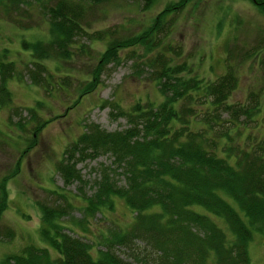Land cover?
I'll return each mask as SVG.
<instances>
[{"label": "trees", "instance_id": "16d2710c", "mask_svg": "<svg viewBox=\"0 0 264 264\" xmlns=\"http://www.w3.org/2000/svg\"><path fill=\"white\" fill-rule=\"evenodd\" d=\"M107 1L0 0V18L23 30L46 22V39H22V47L33 55L29 73L37 84L47 72L42 59H70L89 52L94 40L104 47L82 92L93 90L104 68L119 62L120 50L134 52L133 46L141 45L149 53L131 58L137 73L141 63L147 67L159 99L114 108L126 118L122 129L87 123L56 166L68 185L83 180L78 161L111 154L114 166L102 164L95 191L84 196L83 215L112 208L120 198L133 212L132 220L101 234L94 255L91 242L70 232L73 228L61 219L72 208L70 200L51 190L65 199L39 204L37 236L44 244L29 243L6 254L0 264H251L248 241L253 230L264 228V135L258 132L260 125L264 129V91L249 89L245 101L228 98L239 80L238 57L232 62L225 55L224 71L209 78L193 71L187 58L177 61L167 55L176 50L161 39L168 16L190 0H169L139 32L120 36L109 28H91V16ZM251 1L264 13V0ZM255 54L264 66V37L243 57ZM16 69L14 60L0 59V106L10 97L7 80ZM16 172L3 176L2 183ZM6 197L2 187L0 218ZM200 204L204 210L194 209ZM13 234L12 227L4 231L9 238Z\"/></svg>", "mask_w": 264, "mask_h": 264}, {"label": "rangeland", "instance_id": "374dc122", "mask_svg": "<svg viewBox=\"0 0 264 264\" xmlns=\"http://www.w3.org/2000/svg\"><path fill=\"white\" fill-rule=\"evenodd\" d=\"M144 1L110 0L99 4L91 16V28H109L118 36L139 32L169 0H152L146 7ZM168 18L171 20L165 25L167 31L161 39L169 41L176 50H169L167 55L177 61L187 58L193 71L209 78L224 71L225 55L232 62L238 57L241 59L237 69L239 80L228 98L234 102L245 101L249 89L264 91V66L256 61L258 55L243 57L247 49L264 37V13L256 3L190 0ZM46 29L44 21L40 26L23 30L0 18V59L14 60L17 68L15 75L7 80L10 97L0 106V196L2 187L7 191V206L0 218V259L21 251L29 243L44 244L37 236L39 204L65 199H59L51 190L62 192L70 200L72 208L61 219L73 228L70 232L83 234L91 242L94 255L95 249L101 246V234L110 227L131 222L133 212L120 198L115 199L112 208L83 215L84 196L95 191L102 164L114 166L111 154L100 153L78 161L76 166L83 180L68 185L56 169L57 161L87 123L96 122L107 130L122 129L127 126L126 118L116 114L114 108H130L137 101L158 100L160 96L156 82L147 76V67L141 63L140 72L135 71L131 55H149L141 45L133 46L134 52L131 48L120 50L119 62L108 64L95 88L82 92L104 47L101 40L92 41L89 52H80L67 60L45 57L41 60L47 69L43 83L33 82L29 73L33 55L22 47V39H46ZM80 41L86 42V39ZM259 127L258 132L264 135L263 127ZM14 168H17L15 175L2 183L3 176ZM193 207L204 210L201 204ZM213 217L218 223H224L221 218ZM8 227L14 229L11 238L4 235ZM253 231L247 245L249 261L264 264V228Z\"/></svg>", "mask_w": 264, "mask_h": 264}]
</instances>
